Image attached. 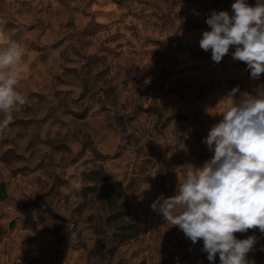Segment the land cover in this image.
<instances>
[{
  "label": "rangeland",
  "instance_id": "rangeland-1",
  "mask_svg": "<svg viewBox=\"0 0 264 264\" xmlns=\"http://www.w3.org/2000/svg\"><path fill=\"white\" fill-rule=\"evenodd\" d=\"M234 2L0 0V49L24 46L26 98L0 130V264H220L150 206L211 159L228 93L264 85L235 46L220 63L199 47ZM235 236H256L246 258L264 264L258 228Z\"/></svg>",
  "mask_w": 264,
  "mask_h": 264
},
{
  "label": "clouds",
  "instance_id": "clouds-1",
  "mask_svg": "<svg viewBox=\"0 0 264 264\" xmlns=\"http://www.w3.org/2000/svg\"><path fill=\"white\" fill-rule=\"evenodd\" d=\"M231 7L232 15L212 10L206 19L210 30L202 32L199 47L211 50L213 62L220 63L235 46L233 59L244 62L251 78L258 80L264 74V0L255 6L235 0ZM24 55V46L16 40L0 49V130L8 127L13 110L26 103L17 91ZM239 91L237 86L223 99L231 98L233 104L203 141L213 152L211 159L202 167L189 165L176 194H161L150 206L193 244L202 240L210 262L219 254L220 264H255L246 257L257 237L241 240L235 233L258 228L264 234V85L237 101ZM150 188L147 184L141 198ZM52 223L49 218V226Z\"/></svg>",
  "mask_w": 264,
  "mask_h": 264
},
{
  "label": "trees",
  "instance_id": "trees-1",
  "mask_svg": "<svg viewBox=\"0 0 264 264\" xmlns=\"http://www.w3.org/2000/svg\"><path fill=\"white\" fill-rule=\"evenodd\" d=\"M8 192L4 182H0V202L7 199Z\"/></svg>",
  "mask_w": 264,
  "mask_h": 264
}]
</instances>
